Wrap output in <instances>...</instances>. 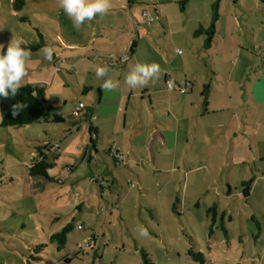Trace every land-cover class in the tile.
I'll use <instances>...</instances> for the list:
<instances>
[{"label":"rangeland","instance_id":"374dc122","mask_svg":"<svg viewBox=\"0 0 264 264\" xmlns=\"http://www.w3.org/2000/svg\"><path fill=\"white\" fill-rule=\"evenodd\" d=\"M14 1L0 0V44L7 47L13 34L25 41L24 44L39 42L40 37L44 40L41 47L30 49L29 75L23 84L43 86L48 103L61 111L64 121L49 118L18 128L0 127V264H142L140 251L134 250V246L146 249L155 264H198L188 255L189 249L201 251L205 264H236L234 257L242 259L243 255L250 256L255 251L252 235L246 244L242 243L244 234L254 230L262 232L258 246L264 249V221L262 225L257 223L254 211L245 205L240 188L243 170L247 177L257 171V162L250 157L247 164L234 165L236 171L230 180L233 192H239L232 197L234 220L229 221L228 214L224 218L220 212L212 221V213L206 214V208L213 202L220 210L229 208L226 179L230 165L222 155L229 146L227 142L215 146L212 164L197 160L189 166L188 169L193 170L187 189L185 181L188 180L179 178L177 172L173 178L171 172L164 173L159 180L152 176L148 191L153 194L150 201L159 210L161 224L156 220L155 225L146 221L150 216L143 206L146 201L142 202L140 190L128 187L130 184L125 180L122 185H111L110 191L101 189L93 178L98 176L97 169L106 167L104 158L108 156L101 149L98 154L90 149L95 162L88 164L90 139L86 133V118L82 114L78 118L71 115L78 103H91L90 96L84 94V87L95 76L83 70V62L79 63L82 58L87 59L83 57L86 52L76 47L71 50L62 42V39L74 44L85 42L97 21L86 22L77 30L59 7L58 0H23L17 7L13 6ZM136 1L134 16L141 19V11L147 10L152 20L149 26L141 25L147 32H153L147 42L139 41L142 56L148 43L152 45L154 41L174 60L187 57L190 47L198 49L202 41L206 42L209 25L202 26L201 32H196L200 26L185 27L187 20L191 24L204 13V7L209 13L208 3L206 6L200 3L204 0ZM262 6L264 9L263 1ZM252 11L254 14L249 13L248 26L244 27L248 38H256L259 27L264 29V12ZM253 16L258 19L252 20ZM102 23L106 21L102 19ZM45 46L54 50L51 62L41 53ZM85 110L86 107L82 112ZM249 119L252 121L253 117ZM255 144L260 153H264V145ZM41 155H46L50 161L47 172L52 179L30 174L31 164ZM236 155L241 156L240 148ZM178 167L179 173L186 169L181 164ZM183 188L188 190L186 199L181 196ZM173 190L178 191L182 199L181 216L170 214L171 208H168L167 198ZM195 197L199 199V206L195 204ZM119 201L124 208L123 215H120ZM69 222L73 228L67 232L65 246L58 249L50 236ZM142 228L147 230V236L141 235ZM41 243L45 245L43 249L34 253ZM85 243L89 245H83ZM30 254L39 259L30 258ZM258 261L255 260L256 264H264V260Z\"/></svg>","mask_w":264,"mask_h":264},{"label":"crops","instance_id":"0c3cea01","mask_svg":"<svg viewBox=\"0 0 264 264\" xmlns=\"http://www.w3.org/2000/svg\"><path fill=\"white\" fill-rule=\"evenodd\" d=\"M262 1H201L202 6L208 3L209 13L204 7V13L191 24L187 20L185 27L209 25L216 6L217 17L212 36L209 41L208 38L206 42L202 41L200 48L190 47L187 57L178 60L170 58L166 49L155 41L152 45L148 43L142 56L138 49L139 41L147 42L153 32H147L141 26L146 25L143 15L141 19L134 16L136 0H112L111 11L104 17H96L97 26L83 43H69L59 34L62 42L71 50L76 47L86 52L83 57L87 59L82 58L79 63L83 62V70L95 76L85 84L89 89L84 94L90 96L91 103L85 104L86 110L81 112L86 118V133L90 139L87 159L91 165V161L95 162L91 150L98 154L101 149L111 160L104 158L106 167L97 169L98 176L93 179L99 182L101 189L107 188L109 191L111 185H122L124 180L127 185L130 184L128 187L138 188L141 201H146L143 206L150 214L146 221L151 225H155L154 220L162 223L159 210L150 201L153 194L150 195L147 184L152 176L159 180L158 177L171 172L173 178L177 172L179 178L188 180L185 181L187 189L193 170L188 169L189 166L196 164L197 160L212 164L215 146H222L226 142L229 146L222 151V155L230 165L226 179L229 208L220 210L213 202L206 208V214L210 215L208 210L214 206L215 217L221 212L222 217L228 214L229 221L234 220L232 197L234 193L238 196L239 192H233L230 180L236 171L234 165L247 164L250 157L259 168L250 177H247L245 170L243 175L240 174L241 194L245 205L254 211L257 223L262 225L264 221V153L261 154L255 144L264 145V29L258 28L260 32L256 38H248L244 29L248 26L249 13L254 14L252 10L264 12ZM240 2L242 6H238ZM102 19L106 23H102ZM257 19L252 17V20ZM95 52L97 54L93 58ZM233 53L235 57L232 58ZM138 62L158 64L161 74L146 87L130 89L125 77ZM97 67H109L111 78L119 83V87L113 91L102 88L103 81L95 75ZM167 81L183 82L187 92L181 93L178 88L169 90ZM57 112L61 111L58 109ZM249 116L253 117L252 121ZM111 148L118 150L122 157L111 156ZM238 148L239 158L236 155ZM176 164L186 169L179 173L180 167ZM248 180L251 181L249 191L244 195V182ZM158 186H161L160 183ZM185 188L181 196L186 199L188 190ZM168 197L170 214L181 216L179 205L182 199L178 191L173 190ZM194 200L199 206L198 197ZM121 202H124L123 198ZM118 207L120 215H123L124 208L120 201ZM250 236L255 239V251L250 256L243 255L242 259L234 257L236 264H256L255 260L259 259L260 263L264 260V249L258 246L259 239L263 238L262 232L256 233L254 230L244 234L242 243L246 244ZM247 248L245 245V250ZM134 250L139 249L134 246Z\"/></svg>","mask_w":264,"mask_h":264},{"label":"clouds","instance_id":"9594fccd","mask_svg":"<svg viewBox=\"0 0 264 264\" xmlns=\"http://www.w3.org/2000/svg\"><path fill=\"white\" fill-rule=\"evenodd\" d=\"M58 5L71 19L73 27L81 29L86 22L90 23L97 16L104 17L112 7V0H58ZM22 39H17L13 34L7 44H0V97L5 99L15 97L19 89L24 86L23 81L29 75L28 66L31 62V50L23 47ZM44 58L51 62L54 50L50 46L41 49ZM127 58L125 57V60ZM109 67H97L95 75L103 81L101 87L113 91L119 87L117 81H113ZM161 68L156 63H136L125 77V83L130 89L146 87L150 81L158 79ZM35 95V93H33ZM47 95V94H46ZM25 107L22 103L12 106V115L16 116ZM2 118V117H0ZM141 235L147 236V230L141 229Z\"/></svg>","mask_w":264,"mask_h":264},{"label":"trees","instance_id":"16d2710c","mask_svg":"<svg viewBox=\"0 0 264 264\" xmlns=\"http://www.w3.org/2000/svg\"><path fill=\"white\" fill-rule=\"evenodd\" d=\"M22 4L23 0H15L12 4L14 7H17ZM216 6L213 9V19L209 24V31H207V40L209 41L212 36V29L214 28V20L216 19ZM203 27L200 26L196 30V32L203 31ZM44 43V40L40 37V41L36 43H29V44H23L22 46L31 50H35L38 47H41ZM7 47H4V51L6 52ZM89 89V86L84 87V90ZM35 93V95H33ZM206 94V93H204ZM22 103L25 105V107L19 111V113L16 116L12 115V106ZM0 127L7 128V127H21L28 123H31L33 121H41L42 119L47 120L49 118H52L56 122H62L64 121V116L61 115L59 112H57V107L55 105L49 104L45 88L43 86H37V85H31V84H24L23 87H21L16 94L15 97H9L5 99L4 97H0ZM92 132V129L90 127L89 129ZM93 142V140H91ZM42 157L38 160H35L30 168V174L31 175H40L44 177L45 179H52V176L48 174L47 169L51 166L50 161L48 160L46 155H41ZM251 181L248 180L244 182V189L243 193L244 195L248 194L249 186ZM215 207H210L208 212L212 213V221L214 220V213ZM73 228V225L71 222L67 223L62 229L59 231L54 232L50 239L55 241L57 243V248L64 247L67 241V232L70 231ZM44 244H38L35 248L34 253H39L43 247ZM142 264H155L152 257H150L149 253L146 251V249L141 248L139 249ZM188 255L196 261L198 264H205V258L204 254L200 251H194L192 249H189L187 251ZM32 259H39L38 256L34 254H30L29 256Z\"/></svg>","mask_w":264,"mask_h":264},{"label":"built area","instance_id":"2783aa9c","mask_svg":"<svg viewBox=\"0 0 264 264\" xmlns=\"http://www.w3.org/2000/svg\"><path fill=\"white\" fill-rule=\"evenodd\" d=\"M142 14H143V17L145 19L146 25L149 26L152 22L151 17H150V13L147 10H145V11H143ZM166 87L169 90H173L175 88H178V90L181 93L187 92V88L183 82L177 83V82L167 81ZM84 108H85L84 103H82V102L78 103V105L71 111V115L73 117L78 118L80 116L81 112L84 110ZM59 113L61 114V112H59ZM61 115H63V114H61ZM109 154L111 156H113L114 158H121L122 157L120 152L118 150L113 149V148L109 149ZM79 228H82V225H79ZM83 245L87 246V245H89V243H85Z\"/></svg>","mask_w":264,"mask_h":264}]
</instances>
